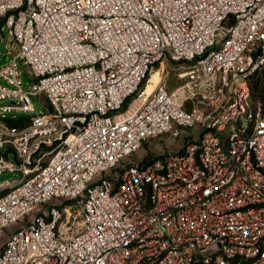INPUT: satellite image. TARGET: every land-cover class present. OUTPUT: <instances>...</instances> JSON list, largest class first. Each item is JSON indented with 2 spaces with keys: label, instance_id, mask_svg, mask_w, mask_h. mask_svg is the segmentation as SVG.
I'll use <instances>...</instances> for the list:
<instances>
[{
  "label": "built area",
  "instance_id": "2783aa9c",
  "mask_svg": "<svg viewBox=\"0 0 264 264\" xmlns=\"http://www.w3.org/2000/svg\"><path fill=\"white\" fill-rule=\"evenodd\" d=\"M0 27V264H264V0H0Z\"/></svg>",
  "mask_w": 264,
  "mask_h": 264
},
{
  "label": "rangeland",
  "instance_id": "374dc122",
  "mask_svg": "<svg viewBox=\"0 0 264 264\" xmlns=\"http://www.w3.org/2000/svg\"><path fill=\"white\" fill-rule=\"evenodd\" d=\"M4 31H5V28L0 27V67L8 64L11 61V56L6 55V52H5V42L2 39V34ZM17 64H18V69H19V79L21 81L22 86L25 89H30L33 83V78L28 74L27 67L20 60L17 61ZM168 64L172 66L174 65V63L172 62H169ZM255 79H257L258 81L259 87L261 89H264V67H262L257 72ZM176 83L177 81L173 80L172 85H175ZM0 85H6L5 81L0 79ZM30 100L34 107L35 113L37 115L45 113L47 106L45 104V97L43 95H39L37 97L31 96ZM252 102H253L252 104L255 105L257 101L256 102L252 101ZM2 104H6V103H2ZM125 108H126V105L123 107L122 111ZM19 116L21 115L19 114H6L5 115L6 118H16ZM197 132H198V129L196 128L191 129V130L181 129V134L178 138H173L169 135H163L158 139H148L145 143L141 145L139 150L135 154H133L132 159L136 162H140L146 157H154L164 152H168V151L177 152L183 147V144L189 138L196 137ZM10 157L13 158V155L11 154ZM18 177H19L18 172H4L0 174V182L8 181V180L15 179ZM19 225L20 223L18 222L17 224H14L10 226L9 228L5 229L0 234V247L1 245H3V243L7 239L8 235L11 232L15 231Z\"/></svg>",
  "mask_w": 264,
  "mask_h": 264
},
{
  "label": "trees",
  "instance_id": "16d2710c",
  "mask_svg": "<svg viewBox=\"0 0 264 264\" xmlns=\"http://www.w3.org/2000/svg\"><path fill=\"white\" fill-rule=\"evenodd\" d=\"M257 75V73L252 77V81H251V103H253L252 101H257L256 103H260V105L262 106V108H264V89H261L259 87L258 81L257 79H255V76ZM254 78V79H253ZM255 104V103H254ZM9 124H14L17 125L19 124V120H9L8 121Z\"/></svg>",
  "mask_w": 264,
  "mask_h": 264
},
{
  "label": "bare ground",
  "instance_id": "6f19581e",
  "mask_svg": "<svg viewBox=\"0 0 264 264\" xmlns=\"http://www.w3.org/2000/svg\"><path fill=\"white\" fill-rule=\"evenodd\" d=\"M158 79H159V73L157 71H155L154 73L151 74V77L149 78L148 83H147V91L148 92L154 88Z\"/></svg>",
  "mask_w": 264,
  "mask_h": 264
}]
</instances>
